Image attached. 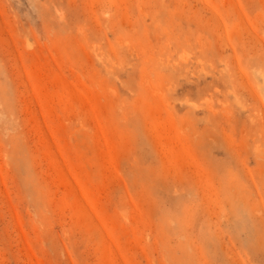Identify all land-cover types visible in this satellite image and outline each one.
Here are the masks:
<instances>
[{"label":"rangeland","instance_id":"rangeland-1","mask_svg":"<svg viewBox=\"0 0 264 264\" xmlns=\"http://www.w3.org/2000/svg\"><path fill=\"white\" fill-rule=\"evenodd\" d=\"M0 264H264V0H0Z\"/></svg>","mask_w":264,"mask_h":264}]
</instances>
